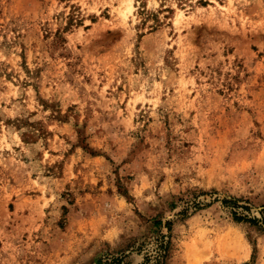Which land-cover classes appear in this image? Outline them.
<instances>
[{"label": "rangeland", "instance_id": "obj_1", "mask_svg": "<svg viewBox=\"0 0 264 264\" xmlns=\"http://www.w3.org/2000/svg\"><path fill=\"white\" fill-rule=\"evenodd\" d=\"M224 200L264 216V0H0V264H264Z\"/></svg>", "mask_w": 264, "mask_h": 264}, {"label": "trees", "instance_id": "obj_2", "mask_svg": "<svg viewBox=\"0 0 264 264\" xmlns=\"http://www.w3.org/2000/svg\"><path fill=\"white\" fill-rule=\"evenodd\" d=\"M223 203L228 204L231 209V214L233 219L237 222H247L250 225L257 227L260 231H264V216L262 215L260 218L252 216L249 214L251 208L249 206V202L245 201L244 203H240L238 200H224ZM261 212H264V205L262 206ZM169 224V223H168ZM161 225L160 220H155L153 223L154 227H158ZM168 232L171 231L170 227H167ZM170 236L164 235L159 231L157 236L153 239V244L151 246V250L147 251L145 256L144 264H149L150 258L153 256V260L155 264H163L166 252L168 250ZM108 260L105 259L103 262L101 259L97 261L98 264L106 263ZM111 261H121L120 258H112Z\"/></svg>", "mask_w": 264, "mask_h": 264}]
</instances>
